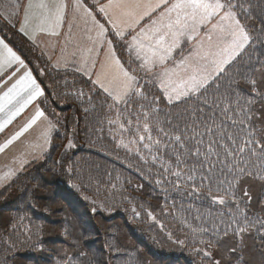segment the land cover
I'll return each mask as SVG.
<instances>
[{
    "label": "snow or ice",
    "instance_id": "snow-or-ice-1",
    "mask_svg": "<svg viewBox=\"0 0 264 264\" xmlns=\"http://www.w3.org/2000/svg\"><path fill=\"white\" fill-rule=\"evenodd\" d=\"M72 7L91 27H85L83 42L74 41L69 22L51 68L90 82L87 93L83 88L64 93L86 117L94 114L89 132L100 133L102 140L107 125L114 148L138 158L145 166L138 169L142 174L146 169L151 177L155 169L156 186L208 202L202 215L212 227L191 228L194 244L195 234L200 235V246L192 248L200 264H249L237 255L246 237L259 239L264 258V0H107L97 10L110 30L83 0H73ZM67 8L64 0H28L19 30L33 44L37 32L59 36ZM116 43L127 61L117 55ZM101 50L103 62L94 55ZM8 81L0 90V132L44 96L25 61L0 39V85ZM37 122L44 127L36 141L0 169V196L10 192L29 163L43 159L56 123L37 105L23 126L0 143L4 152ZM74 147L69 135L64 149ZM254 185L259 187L255 197ZM214 206L217 211L211 210ZM132 212L140 216L135 207ZM25 235L31 240L30 229ZM174 242L185 246L184 240ZM222 245V258L216 259L212 250ZM33 247L42 250L39 243Z\"/></svg>",
    "mask_w": 264,
    "mask_h": 264
},
{
    "label": "trees",
    "instance_id": "trees-1",
    "mask_svg": "<svg viewBox=\"0 0 264 264\" xmlns=\"http://www.w3.org/2000/svg\"><path fill=\"white\" fill-rule=\"evenodd\" d=\"M86 4L95 9L89 0ZM25 46L23 56L45 90L44 103L49 105L44 109L56 128L43 159L32 162L10 192L0 196V264H62L67 260L71 264H200V257L192 254V248L200 246V235L195 234L194 244L191 228L212 227V220L202 215L208 202L156 186L155 169L151 177L146 169L142 174L138 169L145 166L138 158L114 148L107 125L102 140L100 133L89 132L94 114L86 117L64 93L73 88L87 93L90 82L70 70L52 69L34 47ZM115 47L127 61L121 45ZM69 135L75 147L65 151ZM258 190L254 185V197ZM211 210L217 211L218 206ZM26 229L32 233L31 240ZM178 240H184L185 246L174 242ZM13 243L16 247L10 248ZM36 243L42 250L33 247ZM244 245L237 255L242 254L249 264H260L264 258L259 239L246 237ZM222 248L212 250L216 259L222 258Z\"/></svg>",
    "mask_w": 264,
    "mask_h": 264
},
{
    "label": "crops",
    "instance_id": "crops-1",
    "mask_svg": "<svg viewBox=\"0 0 264 264\" xmlns=\"http://www.w3.org/2000/svg\"><path fill=\"white\" fill-rule=\"evenodd\" d=\"M23 1H24V5L28 3V0H23ZM89 1L90 3L95 5L96 9H98L99 4H103L107 2V0H97L96 3H94V0H89ZM64 2L68 5V8L66 10V19L63 25L61 26V28L58 29V31L62 34L59 36H53L47 33H38V32L35 33L36 36L35 45L38 47L40 51H42L45 54L48 60H49V56L52 57V60H49L51 64L55 61V58L58 55H60V48L64 46V42L66 39V36L64 34L68 32L69 22H71L72 24L73 40H78L83 42L82 38L84 36L85 27H91L90 24L86 26L80 14L74 12L72 7L73 0H64ZM85 5L87 6V4ZM92 12L93 15L96 16L97 20L101 22L100 17L97 14H95L94 10H92ZM23 16H24V12L22 8L18 13V18H17V21L19 22V26H21V22L23 21ZM101 17L103 18V20H106L104 18V14L103 15L101 14ZM23 35L26 36L24 33ZM26 37L28 38V36ZM14 51L18 54L16 50ZM23 71L24 69H21V74ZM10 83L11 81H8L5 84L0 85V90H3L4 88L8 87ZM40 98L41 97H38L37 100H35L31 105H29L24 110L23 113H21L18 117H16L12 121L11 124L7 125L3 132H0V143H3L12 134L18 131L19 128L22 127L23 124L31 117V115L34 114L35 108L38 105V100ZM43 127H44L43 123L37 122V125H34L33 128L29 129V131L26 132L22 137H20L17 141H14L13 144L9 145L4 152H0V169H4L5 165H12L13 157L21 152H24L27 149V145L30 142L36 141V138L39 136L40 131ZM39 143L43 144L44 141L41 139ZM44 147L45 149H47L48 146L45 145Z\"/></svg>",
    "mask_w": 264,
    "mask_h": 264
},
{
    "label": "rangeland",
    "instance_id": "rangeland-1",
    "mask_svg": "<svg viewBox=\"0 0 264 264\" xmlns=\"http://www.w3.org/2000/svg\"><path fill=\"white\" fill-rule=\"evenodd\" d=\"M3 2H4V0H0V6H1V7H4V6H3ZM106 3H107V2H106ZM100 14L103 15V13H100ZM101 23H104V24L106 25V27L109 28V30H110L111 26L107 24V21H106V20L101 21ZM74 41H78V40H74ZM24 44H25V43H24ZM105 48H106V46H105ZM185 48H187V46H185ZM72 50H73V45H69L68 48H67V51L70 53ZM115 50H116V49H115ZM116 53H117V52H116ZM94 55H98V60L101 61V62H103L104 59H105V51H104V50L99 51L98 54L94 53ZM117 55H118V54H117ZM177 56H179V53H177ZM126 60H127V53H126ZM99 67H100V64L98 63V64H97V70H99ZM86 78H87V77H86ZM93 78H94V77H93Z\"/></svg>",
    "mask_w": 264,
    "mask_h": 264
}]
</instances>
